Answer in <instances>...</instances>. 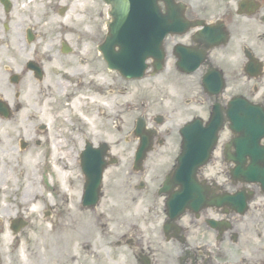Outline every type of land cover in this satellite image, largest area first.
<instances>
[{
	"label": "flooded vegetation",
	"instance_id": "1",
	"mask_svg": "<svg viewBox=\"0 0 264 264\" xmlns=\"http://www.w3.org/2000/svg\"><path fill=\"white\" fill-rule=\"evenodd\" d=\"M62 1L56 0L52 11L61 13L63 7L65 11L66 4L56 8ZM26 2L32 1L0 0V127L4 129L6 146L0 147V160L6 162L7 169L14 173L12 145L18 142L20 150L27 149V141L22 143L20 137L15 138L16 126L20 132L26 126L22 131L24 134L27 129V116L24 119L18 116L27 109V100L21 98L22 94L40 86L46 79L53 81L55 74H59L54 68L48 70L45 67L51 60L46 55L47 50L43 55L39 51H34L32 57L27 55L30 52L27 44L31 45L38 34L30 27L31 16L27 13L30 7L24 8ZM193 5L187 2V19L217 21L219 25L213 29L218 37L224 35L225 38H218L216 43L209 42L199 28H194L165 39V66L159 74L167 70L169 60L171 71L166 73L171 72L180 79L178 89L169 99L168 107L162 98L161 111L148 120L146 114L140 116L151 131V136L147 137L149 150L142 162L135 166V151L140 139L134 136L132 139L136 145L132 158L124 161V166L119 169L122 172L120 177L106 184L105 171L110 165L103 170L99 198L94 205L83 204L85 177L81 171L80 152H77L76 163L78 188L82 186V190L77 195L76 212L74 208L61 206L68 200L57 192L54 185L47 190L49 197L40 198L31 187L12 183L10 177L5 178L0 170V264H264V193L259 186L243 184L231 174L236 164L226 162L223 155L225 140L221 136L207 164L214 165L219 159L220 167L212 173L206 171L207 165L198 171L197 183L205 200L197 202V208L186 207L177 214L176 209L170 208L168 197L170 192L179 189V185L170 184L163 190L166 176L173 170L180 153L179 129L184 123L195 116L203 118L202 114L204 120L208 119L214 105L223 109L233 96L242 95L264 108V0L225 2L223 12L218 10L219 14L210 16L207 14L210 13L209 3L200 4V14L192 10ZM108 10L109 6V20ZM54 33L50 36V48L56 43ZM59 41L57 45L61 53L58 54L72 56L75 53L63 37ZM228 48L230 63L217 56V52L223 56L221 51L226 52ZM99 56L103 61L101 54ZM182 59L186 63L184 68L192 63L199 64L194 72L186 73L178 64ZM104 65L120 80L128 81L108 69L105 62ZM195 71L200 85L198 95L192 96L188 81L194 77ZM217 72L223 78L222 86ZM210 74L214 75V84L207 88L203 85V78ZM107 86L111 89L112 83ZM192 103L200 107V112L192 114ZM42 129L46 130V127ZM91 142L97 150L106 141ZM261 143L264 145V138ZM231 150L234 152L235 148ZM110 151L108 144L103 163L113 160L118 163L119 158ZM218 151L219 158L214 156ZM17 172L16 181L27 176L26 168L17 169ZM250 191H253V197L246 202L243 213L238 210L239 201L214 199L224 193L248 194ZM31 207L38 208L39 218L37 214L27 215L31 214ZM80 209L88 216L90 225H99L98 239L95 230L81 231L84 227L77 216L72 219L73 227L75 223L73 235L70 229L59 232L66 224L62 219L73 211L77 215ZM58 218L60 226L54 221ZM87 225L85 221V228ZM253 234L256 236L251 239Z\"/></svg>",
	"mask_w": 264,
	"mask_h": 264
},
{
	"label": "rangeland",
	"instance_id": "2",
	"mask_svg": "<svg viewBox=\"0 0 264 264\" xmlns=\"http://www.w3.org/2000/svg\"><path fill=\"white\" fill-rule=\"evenodd\" d=\"M28 1L32 2L24 3V8L30 7V10L27 11L32 21L30 27H33L38 35L31 45L27 44V50H30L27 55L32 57L34 51H39V54L43 55L47 50L46 55L51 57V60L50 63L45 64V67L48 70L54 68L59 74H55L57 79L53 78V81L46 79L40 86L22 94L21 98L24 101L27 100V109L18 116L21 119L27 116V129L24 134L22 131L26 126L21 132L16 126L15 138L20 137L27 141V149L20 150L18 142H14L11 154L13 155L12 167L15 168V173L7 169L6 162H3L2 159L0 160V170L3 171L5 178L10 177L12 183H22L26 187L27 185L31 187L40 198L49 197L50 193L47 190H50L49 188L54 185L57 192H61L63 198L68 200L61 206L64 209L66 207L74 208L76 212L77 195L82 190V186L78 188L79 170L76 160L77 152L83 148V139L87 138L93 142L103 140L111 146V154L116 155L119 161L106 169L104 183L113 182V179L122 174L119 169L124 166V161L132 158L131 153L136 145L132 139L136 118L146 114L148 120L149 117L161 111L159 107L162 98L165 99L163 102L168 107L169 99L178 89L177 85L180 83V79L172 75L171 72L166 73L171 71L169 60L164 73L146 75L142 79L126 82L106 69L104 62L96 52V44L102 41L108 21V6L103 0H63L58 2L62 4H58L56 8L65 4L68 5H65L68 8L65 11L64 7L61 8V13L57 10L56 12L52 11V8L56 6V0ZM183 1L189 2L190 5L194 4L192 10L199 14L201 13L198 11L200 4L209 3L211 5L208 8L210 13H207L209 16L219 14L218 10L223 12L225 2L234 3V0ZM84 2H86L85 5ZM80 8H83L82 12L77 11ZM60 24L62 25L60 26ZM52 33L55 34L54 39H56L54 48H50L49 45ZM62 37L75 49L72 56L58 54L61 52L57 43L62 40ZM231 50L234 51V48ZM167 51H169L168 48ZM221 53L223 56H219L218 52L217 56L224 57L227 60L224 62L230 63V49H226V52L225 50L221 51ZM109 82L112 83L111 89L107 86ZM188 82L191 85L192 96L198 95L197 89L200 84L197 71ZM103 83L104 85H102ZM96 85L97 90L94 89ZM229 91L230 89H228ZM75 99L76 105L73 103ZM191 108L192 114L200 112V107L194 103ZM202 116L204 118L203 114ZM175 120L177 121V119ZM43 126L46 127V130L39 128H43ZM150 126H153L151 122ZM3 133V127H0L1 148L6 147L4 146ZM125 138L128 139L127 142ZM228 138L229 134L225 129L221 139ZM214 156L219 158V151ZM35 159L37 163L33 165L31 161H35ZM219 167L218 159L214 165H207L205 169L208 173H212L215 168ZM22 168H26L27 176L16 181L17 169L21 170ZM262 199H264V195ZM75 212L73 211L72 214H68L62 219L66 224L62 225L59 232L70 229L69 232L73 235L72 230L75 228V223L73 227L72 219L75 220L77 216L80 225L84 228L85 221L88 223V227L81 231L87 229V231L93 232L95 230L94 234L98 239L99 225L92 223L90 225L88 216L84 215L85 212L81 209L77 215ZM29 213L31 214H27L28 216L37 214V217H40V212L36 207H31ZM59 220L60 218L54 219L58 226H60ZM100 224L103 225V223ZM56 231L58 232V228ZM255 236L253 234L251 239H254Z\"/></svg>",
	"mask_w": 264,
	"mask_h": 264
},
{
	"label": "water",
	"instance_id": "3",
	"mask_svg": "<svg viewBox=\"0 0 264 264\" xmlns=\"http://www.w3.org/2000/svg\"><path fill=\"white\" fill-rule=\"evenodd\" d=\"M158 1L164 4V13L157 5ZM106 2L111 6L109 14L112 21L108 24V34L99 49L108 67L117 70L127 79L143 77L147 68L145 60L150 57L155 59L156 69L162 68L163 40L167 34L183 33L190 26L202 24L186 20L183 16L184 5L175 0H106ZM212 28L204 26V38L208 41H214L217 37L216 31ZM205 83L211 84L209 78L205 79ZM225 122L232 133V139L225 145V158L227 161L239 163L233 172L234 176L245 183L260 184L264 192V150L259 147L260 138L264 135V111L260 107L249 105L246 101L232 99L225 109L214 105L205 124L200 120H193L181 129L182 151L177 159L178 170L175 174L181 187L171 195L170 200L187 202L202 199L200 187L193 185L195 174L197 168L208 161L217 134ZM135 133L141 137L145 135L141 121L137 123ZM234 145L238 150L236 158L231 153V147ZM90 146L87 143L82 153L84 162L82 167L87 177L84 195L86 203L92 200L102 170L100 161L102 154ZM144 154L143 141L136 153V159L142 160ZM246 156L250 157V165L247 167L244 164ZM250 194L239 197L248 200ZM219 199L225 201L237 197L223 195ZM244 210L245 207L240 211Z\"/></svg>",
	"mask_w": 264,
	"mask_h": 264
},
{
	"label": "bare ground",
	"instance_id": "4",
	"mask_svg": "<svg viewBox=\"0 0 264 264\" xmlns=\"http://www.w3.org/2000/svg\"><path fill=\"white\" fill-rule=\"evenodd\" d=\"M85 3L86 2H84V5H85ZM77 10V9H76ZM82 10H83V8H80V9H78L77 11H81L82 12ZM102 85H104V83L102 84ZM94 89H98V87H97V85H96V87H94ZM75 101H76V99L74 100V104L76 105V103H75ZM77 102V101H76ZM54 142V141H53ZM54 144H56L55 142H54ZM54 148H56V147H54ZM32 163H33V165H36V163H37V161H36V159H35V161H31Z\"/></svg>",
	"mask_w": 264,
	"mask_h": 264
}]
</instances>
